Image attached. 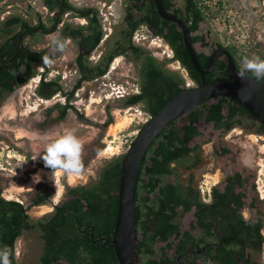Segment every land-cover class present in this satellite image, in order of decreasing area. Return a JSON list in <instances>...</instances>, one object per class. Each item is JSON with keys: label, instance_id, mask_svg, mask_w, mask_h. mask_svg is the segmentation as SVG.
I'll list each match as a JSON object with an SVG mask.
<instances>
[{"label": "flooded vegetation", "instance_id": "1", "mask_svg": "<svg viewBox=\"0 0 264 264\" xmlns=\"http://www.w3.org/2000/svg\"><path fill=\"white\" fill-rule=\"evenodd\" d=\"M194 1L198 5L200 4V0ZM117 2L119 3L120 10L122 12V22L119 25L118 21H114V0H40L39 3L46 8L44 10L45 13H43L44 8H39V10L35 9L32 2H30V13L34 16V23L32 24L34 25L32 26V28L35 29L34 31L40 30L42 34L53 32L58 26L50 32H45L44 29L42 31L41 29L35 27H40L36 25L38 20H41L44 23L48 22L46 24L50 25L55 17L60 18L61 24L58 27L57 33H55L59 36L61 35V29L65 23H69L71 27L74 28H82V31H80L79 34L74 36L68 35L63 41L65 46L67 41H69L76 49L73 55V62L75 64L74 69L77 76L73 85L80 77L82 78L79 86L80 88L83 85V82L100 83L102 81V76L107 74L106 71L108 70L109 72L111 71V68H114L113 61L117 55H121L126 62L127 60L135 61L136 58L127 43L137 44L133 40V34L138 33L142 23L145 24V27L151 34H155L165 42L166 46L170 50L171 58L174 51L172 46L166 40L164 33L167 32L168 26H174L175 30L179 32L181 36V48H184L189 54L188 48L186 47L183 39L184 26L181 22H179V19L182 20V22L184 21L187 25L188 36L192 43L193 52L196 55L204 73L197 70L190 55L189 57L193 68L196 69L199 74V78L193 77L190 74V70L182 64L178 58H172L171 60H174L178 67L182 70L171 69L176 71L183 78V83L181 84L182 86L178 89V91L182 88L191 89L198 87L202 83V77L206 82L217 79H225L231 82L235 81V77H237V70L241 67V62L235 53V49L231 47L229 42L224 44L216 38L214 39L211 31H202L200 23L205 19L198 21V26L195 29H189V24L193 22L197 13L190 9L188 0H118ZM50 3L54 4L55 8L53 10L48 8ZM68 3L72 5V8H66L63 10V6ZM20 5L27 6L26 0H0V44L7 35L5 34V29L3 28L4 21L13 14H19L16 12L15 6ZM101 5L108 7L111 5L113 6L112 11L108 12V16L111 15L110 19L112 20L111 27H108V31L103 30V25L101 23V16L99 13L100 10L98 8ZM87 8H92V10L84 12ZM20 15L24 17V15ZM78 16L83 18L82 22H79L80 24L77 23V18H75ZM92 16L97 17L98 22L102 26L103 34L100 41L95 46L88 48L86 45L78 43V41L82 40L83 36L88 34L87 27ZM160 28L163 29V34L160 33ZM104 29L106 30V27ZM27 34L28 33L23 32L15 41V44H17L18 48L26 46L30 49L41 52V57L32 64L35 69L34 74L28 79L22 80L20 83L12 84L11 89H5L0 81V112L9 107V104L14 100V96L17 92H19L27 84H30L31 95L45 103L50 101V103L44 105L43 109L40 111L39 121L38 123L36 122L37 127H48L59 123L62 119L68 117L71 111L77 114V116H82L80 110L77 109L75 103L71 100L73 95L68 98L63 91L55 92L49 97L38 94L36 90L44 73V79L58 77V82H63L64 77H59L60 75H63V72L57 71L58 69L55 68L57 60H60V53H63V51L55 49L51 40L48 38L49 35L44 36L45 39L42 42L43 45L37 44L34 45V47H30L29 43L24 39ZM119 39L120 41H118ZM146 52L149 51L146 50ZM149 53L155 56L152 52ZM12 57H15V55L11 56L9 61ZM43 57H47L48 59H42ZM110 57V61H107ZM210 59L211 62L209 65L208 62ZM7 61L8 60H6L5 63H2L0 60V70L3 66L9 65ZM107 62L108 66L106 70L103 73H98L99 66ZM231 62L234 68L230 66ZM79 63H82L83 65L80 67ZM120 68L119 70H121ZM111 72L114 75V70ZM119 73H121V71ZM125 81L128 80L125 79ZM136 82L138 92V74ZM58 94L60 97L55 96ZM66 102L71 103L72 106L67 107L64 113L60 114L62 111L61 107ZM219 102L222 104V108L220 110V113L223 115L222 120L226 121L232 118L235 119L232 126L228 129H225L223 121L216 124L214 120L206 118V108L212 107V104H218ZM233 107L235 108V111L231 117H228L227 115ZM145 112L147 115L142 120L141 126L147 122L156 111L152 114L147 111ZM192 114L198 115L197 119L192 122V124L196 125L198 132L195 133L187 143V146L191 149L186 152L184 156L182 155L176 160H171L169 163L171 169L169 171L164 173L147 172V167L152 165L151 156L154 154L153 152L159 142L161 140L166 141L165 136L172 128L186 123L189 124V118H192ZM139 129L136 133H138ZM136 133L132 136L131 141ZM181 136H183V134L179 132L178 137ZM263 138L264 125L233 97L230 95H212L205 98L200 104L195 105L189 110L180 112L176 118L171 119L166 127L157 132L146 146L136 174L134 186L135 207L140 202L142 203L141 197H144L146 194H148L150 199L146 203H150L152 199L155 198L158 187L168 182L176 184L179 187V190L183 189V193L186 196L191 195V191H189V189H185L187 185H190L196 193H194V198L196 197L204 203H210L219 199V197L214 194V190H217L218 193L221 194L226 192L228 186L232 185L234 199L238 197L240 200L237 212L241 214L245 222H253L254 226L260 225V234L264 237V193H262L263 189L261 188L258 180V173H260L259 169L263 158L261 150V140H263ZM195 144H199L197 152L192 149ZM124 152L119 156H122L123 158ZM142 158L144 159L143 162ZM108 161H105V163ZM190 163L191 165H189ZM100 168L91 178L86 179L85 181H80V183L65 186L62 191H60L59 195H53L48 187L35 185L34 190L29 192L30 195L28 203L26 204L18 197L4 195L1 189L2 183L0 182V198L21 203L29 221H44L55 212L57 207H62V205L67 201L78 198L84 202L82 194L79 192H70V188H77L81 185L92 186L98 184L100 179ZM154 178L157 179L155 189L151 192H147V185H145V183ZM118 186L119 178L117 187L110 188L108 193V195L111 196L116 195V200L118 199ZM135 190H137V196H135ZM57 195L58 197L56 198ZM41 204L44 205V209L41 212L34 213V216H31V209L33 210ZM235 205L236 202L233 201L232 206ZM220 206L221 204L219 203L218 209H216L217 215L220 214ZM176 208L177 214L175 216V221L179 224V234H172L167 240H156L153 245L154 251L152 253L138 251L136 249L140 257V264H153L157 261L176 260L179 257H181V259L187 264H212L214 262L212 254L215 253V246L219 243L215 230L217 228L216 226L221 222L219 217H216L215 213L210 210V215L212 216L210 221L212 232L207 234L198 221V217L195 213V204H192L190 208L186 210L182 209L181 204H178ZM68 212L73 214L75 220L78 219L76 213L71 211ZM228 216L230 217H228V219H232V215ZM78 226L81 228L82 224L80 223ZM87 226L88 225H84V228H87ZM136 226L138 229L139 240L140 229L138 228V225ZM29 230L39 231L40 236V230L37 226H35L23 229L22 232L15 238L14 255L17 263L36 264L42 252L43 240L41 238V250L37 256H32V254H34V246L28 248V251L25 250L28 259H19V252L16 248L17 241L24 237V233ZM113 231L114 225L110 235H102L101 237L105 240V242L109 241L112 243L114 251V244L111 241ZM184 231L192 234L193 242L198 243V247H201L198 251L196 247L191 249V251L187 249H180L179 244L180 240L183 238L182 233ZM157 243H161V246L156 249L155 244ZM230 245L233 249L239 250V243H230L229 246ZM22 254L25 255L24 253ZM146 254L147 259L142 260V257ZM235 257L239 259L240 264H264V239L261 241L260 247L258 248L251 245L246 246L244 248L243 259L236 255ZM149 260H151V262H149Z\"/></svg>", "mask_w": 264, "mask_h": 264}, {"label": "trees", "instance_id": "2", "mask_svg": "<svg viewBox=\"0 0 264 264\" xmlns=\"http://www.w3.org/2000/svg\"><path fill=\"white\" fill-rule=\"evenodd\" d=\"M188 1L190 9L197 13L193 22L189 24V29L192 30L198 26V21L204 20L206 16L201 4L198 5L194 0ZM48 6L50 9L54 8L53 3ZM66 8H72V5L70 3L64 5L63 10ZM91 10L92 8H87L84 12ZM59 23L60 18L58 17L53 18V22L50 25L38 20L36 25L40 27L35 28L50 32ZM32 26L34 25L30 24L28 19L20 14L9 16L3 23V28L7 35L0 44V60L2 63L8 60L9 65L1 68L0 81L7 90L12 88V84L20 83L22 80L32 76L35 71L32 64L41 57V52L26 46L18 48L17 44H15V41L23 32L30 33L35 30ZM15 27H17L16 31H14ZM81 29V27L74 28L69 23H65L61 29L60 37L64 41L66 36L79 34L82 31ZM167 29L164 35L173 48L172 58H178L190 70V74L193 77L199 78V74L193 68L189 54L184 48H181L180 33L172 25L168 26ZM87 30L88 34L84 35L83 39L79 40L78 43L92 48L100 41L103 34L102 26L98 22L97 17L92 16L90 18ZM160 33L163 34L162 28H160ZM127 44L130 46V50L138 64V92L128 95L123 103L132 104L138 102L143 110L152 114L164 101L180 89L183 78L176 71L167 67L164 60H160L151 53L146 52L140 45ZM13 55L15 57H12L9 61V58ZM245 56L252 55L246 53ZM110 59L111 57L107 61H110ZM79 65L81 67L83 64L79 63ZM107 66L108 62L99 66L98 73H103ZM44 74L36 90L38 94L49 97L55 92L63 91L62 85L58 82V77L44 79ZM81 79V77L78 78L70 90L63 92L68 98L80 86ZM212 105V107L206 108V118L212 119L216 124H219V122L223 121V115L220 113L222 104L219 102ZM71 106V103L66 102L61 107L62 111L60 114H63L66 108ZM234 111L235 108H231L227 116L231 117ZM197 117L198 115L192 114V118H189V124H182L169 130L165 136L166 141L161 140L154 150V154L151 156L152 165L147 167V172L164 173L169 171L171 169L169 166L170 161L178 159L179 156H184L191 149L187 146V143L198 132L196 125L192 124ZM234 120L232 118L223 121L225 129L230 128ZM110 121H112V116L108 114L104 124ZM179 132L183 136L178 137ZM192 149L197 152L199 144H195ZM121 159L122 156H117L100 168L98 184L70 188V192L81 193L84 202L78 198L67 201L62 207H57L55 212L44 221H29L21 203L0 198V247L7 245L14 253L15 238L23 229L37 226L43 240V247L36 264H118L112 243L109 241L105 242L101 236L110 235L115 224L117 211L116 195L111 196L108 193L110 188L117 187ZM143 161L144 159L142 158ZM156 182L157 179L154 178L145 183L147 192L155 189ZM185 189L191 191L190 196H186L183 193V189L179 190L176 184L168 182L158 187L155 198L150 203H146L150 200L148 194L141 197L142 203L140 202L136 205L134 213L135 223L140 229V239L136 243L138 251L152 253L156 240H167L172 234H179V224L175 221L178 204H181L183 210L195 204V213L198 221L207 234L212 232L210 210L221 220L215 229L219 243L215 246V253L212 254L214 260L212 264H240L239 259L235 255L243 259L246 246L260 247L261 241L264 239L260 234V225L254 226L253 222H245L241 214L237 212L240 200L238 197L234 199L232 185L228 186L226 192L221 194L214 190V194L219 199L210 203H204L196 197L194 198L195 192L190 185H187ZM135 196H137V190H135ZM233 201L236 202L235 206H232ZM219 203L221 204L220 214L217 215L216 209H218ZM68 211L76 213L78 219L75 220L73 214ZM228 215H232V219H228ZM80 223L82 224L81 228L78 226ZM84 225H88L87 228H84ZM182 234L183 238L179 244L180 249L191 251V249L196 247L198 251L201 248L198 247V243L193 242L192 234L187 231ZM230 243H239V250L233 249L231 245L229 246ZM11 264L27 263H17L13 254Z\"/></svg>", "mask_w": 264, "mask_h": 264}, {"label": "rangeland", "instance_id": "3", "mask_svg": "<svg viewBox=\"0 0 264 264\" xmlns=\"http://www.w3.org/2000/svg\"><path fill=\"white\" fill-rule=\"evenodd\" d=\"M117 1L114 0L113 14L114 21H118L119 25L122 22V12ZM200 4L206 16L205 20L200 23L202 31H211L213 38L224 44L229 42L235 49L240 62L246 53L259 55L264 59V24L257 20V10L251 0H200ZM98 8L103 30L108 31V27L110 28L112 23L111 15L108 16V12L112 11L113 6L101 5ZM43 13H45L44 9ZM58 25L60 26V24ZM55 33L57 32L52 35ZM133 36L135 43L152 52L158 59L164 60L170 69L181 70L177 63L171 60L170 50L165 42L155 34H151L144 23L140 26L138 33H134ZM75 51V46L67 41L65 50L60 53V60H57L55 66L57 71H62L65 75L62 82L65 91L72 88L77 76L73 62ZM136 62L137 60H127L126 62L121 55H117L113 61L114 68L110 69L114 70V75L107 70V74L102 76L100 83L83 82L81 88L75 89L71 100L80 110L82 116H77L71 111L68 117L52 126L37 127L36 125L39 121L40 111L50 101L45 103L31 95L30 84L15 94L9 107L0 112V182L4 195L18 197L26 204L29 192L34 190L35 185L48 187L53 195H59L65 186L71 184L69 175L61 174L59 171L54 174L57 179L54 178L53 170L45 166L39 155L36 159H32L40 152L43 143L49 136H54L64 129H72L83 144L84 169L82 173H85L86 177L83 180H76L72 184L91 178L105 161L111 160L125 151L122 148L124 145L116 146L118 140L120 138L130 140L147 115L140 103H123L128 95L137 90L138 64ZM120 71L121 73H119ZM55 96L60 97L59 94ZM108 114L112 116V121L104 124ZM117 118L120 122L112 128L111 124H114ZM108 144L117 147V152L110 156L102 155L101 150L110 147ZM261 162L263 163V159ZM36 176H39V180L35 179ZM258 180L264 190V165L262 173H258ZM263 190L262 193H264ZM36 208H39L38 212H41L44 205L41 204ZM32 211L31 209L30 215L34 216L37 211ZM41 243L39 231H26L24 237L19 239L16 244L19 259H28L25 250L28 251V248L34 246L32 256H37L41 250ZM159 246L161 243L155 244L156 249ZM146 259L147 254L142 257V260Z\"/></svg>", "mask_w": 264, "mask_h": 264}, {"label": "water", "instance_id": "4", "mask_svg": "<svg viewBox=\"0 0 264 264\" xmlns=\"http://www.w3.org/2000/svg\"><path fill=\"white\" fill-rule=\"evenodd\" d=\"M179 22L184 26L183 39L191 60L197 70L204 73L193 52L187 25L180 19ZM210 62L211 59L208 62L209 65ZM230 66L234 68L232 62ZM212 95H230L264 125V80H241L235 77L234 82L225 79L206 82L202 77V83L198 87L182 88L167 99L150 119L140 127L121 160L117 191V213L111 237L116 260L119 264H140V257L135 245L138 240V229L134 221V186L137 170L146 146L153 136L166 127L168 122L176 118L180 112L193 108ZM153 264L187 263L179 257L176 260L157 261Z\"/></svg>", "mask_w": 264, "mask_h": 264}, {"label": "clouds", "instance_id": "5", "mask_svg": "<svg viewBox=\"0 0 264 264\" xmlns=\"http://www.w3.org/2000/svg\"><path fill=\"white\" fill-rule=\"evenodd\" d=\"M50 40L56 50H64L63 38L58 34H53ZM42 59L47 60L48 58L43 57ZM236 74L241 80H264V59L259 55L243 56L241 67ZM82 151V141L75 135L74 131L64 129L54 136H49L43 143L40 152L32 159H36L39 155L45 166L53 170V177L57 171L64 175L77 176L84 169ZM35 179L39 180V176H36ZM13 254V250L7 245L0 247V264H11Z\"/></svg>", "mask_w": 264, "mask_h": 264}, {"label": "crops", "instance_id": "6", "mask_svg": "<svg viewBox=\"0 0 264 264\" xmlns=\"http://www.w3.org/2000/svg\"><path fill=\"white\" fill-rule=\"evenodd\" d=\"M30 2H32V5L34 6V8L35 9H38L39 10V8L41 7V8H44V10L46 9L45 8V6H43L41 3H39V2H37V0H32V1H29V0H26V4H27V6H25V5H20V6H15V10H16V12L17 13H19V14H22V15H24V17L26 18V19H28V21H29V23L30 24H33L34 23V21H33V19H34V16L30 13ZM40 6V7H39ZM7 7V6H6ZM48 8H49V6H48ZM55 8V7H54ZM54 8H52V10L54 9ZM50 9V8H49ZM51 10V9H50ZM7 13V12H6ZM75 18H77L76 19V21H78L77 23H81L82 22V20H83V18H81V17H75ZM79 23V24H80ZM46 24V23H45ZM59 24H61V23H59ZM59 26V25H58ZM15 30H17V27H15ZM58 31V28H56L53 32H51V33H47V34H42V32L40 31V30H37V31H32V32H30V33H28L25 37H24V39L29 43V45H30V47H34V45H37V44H42V42H43V40L45 39V37L44 36H46V35H49V39H50V37L52 36V33H54V32H57ZM47 38V37H46ZM43 45V44H42ZM35 47H39V46H35ZM62 74H64V73H62ZM58 75V74H57ZM59 76V75H58ZM61 76H63V77H65L64 75H60L59 77H61ZM61 85H62V90H63V92L65 91V88H64V86H63V84L62 83H60ZM136 92H137V90H136ZM123 118V117H122ZM108 145H110V144H108ZM111 146V145H110ZM115 147V146H114ZM113 147V148H114ZM116 148V150H117V147H115ZM117 152V151H116ZM60 173V172H59ZM41 207V206H40ZM40 209L39 208H36V209H33V211H39Z\"/></svg>", "mask_w": 264, "mask_h": 264}, {"label": "built area", "instance_id": "7", "mask_svg": "<svg viewBox=\"0 0 264 264\" xmlns=\"http://www.w3.org/2000/svg\"><path fill=\"white\" fill-rule=\"evenodd\" d=\"M253 3V6L256 7L257 10V20L263 22L264 24V0H251ZM131 142V139L129 140L128 138H120L118 140V143L116 144L117 147H120V145H124L122 147L124 150H126ZM261 150L263 153V163L260 165V174L262 173V168L264 165V138L261 140Z\"/></svg>", "mask_w": 264, "mask_h": 264}, {"label": "bare ground", "instance_id": "8", "mask_svg": "<svg viewBox=\"0 0 264 264\" xmlns=\"http://www.w3.org/2000/svg\"><path fill=\"white\" fill-rule=\"evenodd\" d=\"M119 120V118H117L116 120H115V123L114 124H111V127L112 128H114V127H116V125L117 124H119V122H120V120ZM108 146H110V145H108ZM114 146H110V147H106V148H104L103 150H101V154L102 155H105V156H110V155H112V154H114V153H116V148H113ZM53 173V172H52ZM55 176V175H54ZM86 177V174L85 173H82V174H79V175H77V176H72V175H69V182L72 184L74 181H76V180H83L84 178ZM54 178H56V177H54ZM57 179V178H56ZM59 194H60V192H59Z\"/></svg>", "mask_w": 264, "mask_h": 264}]
</instances>
